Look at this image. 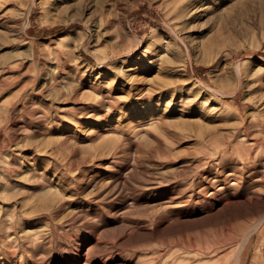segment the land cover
Here are the masks:
<instances>
[{
  "label": "rangeland",
  "instance_id": "obj_1",
  "mask_svg": "<svg viewBox=\"0 0 264 264\" xmlns=\"http://www.w3.org/2000/svg\"><path fill=\"white\" fill-rule=\"evenodd\" d=\"M235 262L264 264V0H0V264Z\"/></svg>",
  "mask_w": 264,
  "mask_h": 264
},
{
  "label": "bare ground",
  "instance_id": "obj_2",
  "mask_svg": "<svg viewBox=\"0 0 264 264\" xmlns=\"http://www.w3.org/2000/svg\"><path fill=\"white\" fill-rule=\"evenodd\" d=\"M67 36L64 34V35H60V36H58V40H61V39H68V38H66ZM66 41H68V40H66ZM208 49V48H207ZM174 53V52H173ZM174 56H175V54H173ZM188 55V54H187ZM186 55V56H187ZM164 65V64H163ZM166 67V65L164 66V68ZM169 67V66H168ZM169 69H171V68H169ZM173 69V68H172ZM174 72V71H173ZM167 73V72H166ZM166 73H164V75L166 74ZM175 73V72H174ZM173 73V74H174ZM169 74H171V73H169ZM163 75V74H162ZM164 77H166V76H164ZM172 78H174V77H172ZM172 78H170L169 77V79H172ZM161 79H163V77L161 78ZM176 79V78H175ZM173 80V79H172ZM163 81V80H162ZM174 82H176V81H174ZM174 82L172 83L173 85L172 86H174ZM166 84V83H165ZM178 85V84H177ZM177 85H175L176 86V88L178 89V86ZM161 86V85H160ZM175 89V88H174ZM177 91V90H176ZM178 91H179V89H178ZM173 93V92H172ZM171 94V93H170ZM261 222H262V219H260V220H258V221H256L255 223H251V224H248V225H245V226H243V231H242V236H240V233L238 234L239 236V238L241 239V241H240V247H241V250L243 251V248H244V246H245V244L252 238V237H254L256 234H257V232H258V229L260 228V224H261ZM237 229V228H236ZM237 231H238V229H237ZM239 232V231H238ZM239 239V240H240ZM214 243V242H213ZM214 245L215 244H213L212 246L214 247ZM214 249H215V247H214ZM215 250H217V249H215ZM216 254V253H215ZM235 264H237V262H235Z\"/></svg>",
  "mask_w": 264,
  "mask_h": 264
}]
</instances>
